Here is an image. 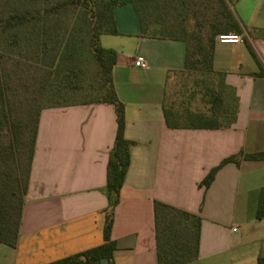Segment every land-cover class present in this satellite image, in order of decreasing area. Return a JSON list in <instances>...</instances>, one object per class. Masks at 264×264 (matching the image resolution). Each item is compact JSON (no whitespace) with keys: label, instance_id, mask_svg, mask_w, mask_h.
Returning <instances> with one entry per match:
<instances>
[{"label":"crops","instance_id":"0c3cea01","mask_svg":"<svg viewBox=\"0 0 264 264\" xmlns=\"http://www.w3.org/2000/svg\"><path fill=\"white\" fill-rule=\"evenodd\" d=\"M229 5L238 29L226 33L242 41L215 37L211 79L236 111L225 127L185 126L168 110L185 81L186 43L160 36L158 23L142 30L132 0L114 8L117 34L99 37L116 54L111 83L132 143L111 229L115 264H158L155 202L200 219L190 264H256L264 255V217L256 218L264 160L227 162L201 185L224 158L264 151V77L255 76L264 72V0ZM138 59L147 66H136ZM190 103L205 106L200 95ZM116 129L108 101L40 110L15 245L0 243V264H49L103 242Z\"/></svg>","mask_w":264,"mask_h":264},{"label":"trees","instance_id":"16d2710c","mask_svg":"<svg viewBox=\"0 0 264 264\" xmlns=\"http://www.w3.org/2000/svg\"><path fill=\"white\" fill-rule=\"evenodd\" d=\"M147 1L148 0H132V4L139 15L142 30H145L146 25L144 9L146 8ZM210 1H216L218 6L216 10L211 9L212 7L209 5ZM118 4L119 0H58L51 4L46 2L40 5H30L22 11H11L4 17L0 16V35L1 33L14 30V28H24L26 31L29 30V33L35 35V39L32 38V41L34 40L33 42H35L36 48L33 49H35L34 51L37 54L41 52H43V54L53 52L51 62L48 65L53 68L61 60L69 58L67 57L68 55L72 57V51H70V49L68 52L64 51V53L59 51L62 45L61 43L63 42V37L60 38V33H65L68 26L65 19L68 17L70 10H84V22L87 26L86 35L89 36L87 45L90 47V52L95 62L101 69L104 78L103 85L106 90L105 95L101 96L99 101L104 100L112 103L116 112L117 129L106 168L105 191L109 202L108 207L105 209L103 242L96 247L49 264H99L102 259H105L108 264H115L113 252L116 249V242L111 237V229L114 208L118 203L120 188L129 165V148L132 143L124 138L123 106L116 99L111 83L110 72L115 63L116 54L111 49L102 48L99 44V37L104 34H117L114 20V8ZM200 4L199 8L193 9L194 7H192V11L190 9V11L193 12L191 14L192 23L190 27L183 29L179 35H165L162 33L160 36L178 38L186 43V61L182 75L192 72L197 73V78L193 82V90H196L194 92L200 95V100L202 103H205V106L201 109L195 106L193 109L185 107L181 110L178 106L180 102L176 104V99L170 104L168 110L173 109L177 117L181 120V123L185 126L220 128L231 125L235 119L236 111L234 106L229 102L227 103L222 97L223 91H221V83H215L211 80L214 75L212 60L215 37L220 33L237 30L238 25L227 1L202 0ZM198 10L200 11L199 14L194 13ZM209 10L213 11L208 13L207 11ZM209 14H211L210 17L208 16ZM15 32L12 33L13 40L17 36V32ZM69 35L71 39L72 34ZM70 39L66 41L65 47L73 43L70 42ZM66 53H68V55H66ZM255 76L264 77V72H258ZM66 93L67 95L65 97H71L75 92L67 91ZM194 95L197 96L193 93L192 96L189 97L188 103L191 102V99H194ZM62 104H64V102H62ZM0 112L1 136L3 132L8 131L7 125L9 123L4 92L2 90H0ZM35 135L36 129L29 150L28 170L23 197L28 184ZM10 144V141H0V155L6 152V149H11ZM241 160H264V151L254 153L239 151L237 154L224 158L221 163L213 168L202 180L201 185L208 186L213 180L216 171L225 163L234 162L235 164H239ZM22 202L23 198L19 203L15 225H10L8 218L11 215V208L6 193L0 189V243H4L11 247L15 245ZM154 209L158 264H190L197 257L200 219L195 215L160 202H155ZM170 215L171 217H169ZM172 217L177 220H173ZM263 217L264 187L260 189L256 210V218L261 219ZM256 264H264V255L258 256Z\"/></svg>","mask_w":264,"mask_h":264},{"label":"rangeland","instance_id":"374dc122","mask_svg":"<svg viewBox=\"0 0 264 264\" xmlns=\"http://www.w3.org/2000/svg\"><path fill=\"white\" fill-rule=\"evenodd\" d=\"M55 1L58 0H0V16L4 17L11 11H22L30 5H40L46 2L51 4ZM201 1L148 0L144 9L145 24L158 23L163 29V34L179 35L183 29L190 27L192 7L193 9L199 8ZM225 1L230 4L232 0ZM209 5L213 10L218 7L216 1H210ZM213 10L207 12L211 13ZM199 12L198 10L194 13L199 14ZM65 21L68 25L67 31L60 33L63 42L59 51L64 53L70 49L72 57L66 53L69 58L61 60L53 68L48 66L53 52L37 54L33 49L36 48L35 42L32 41L35 35L29 33V30L14 28L0 35V90L4 92L9 117L8 131L1 134L0 141L11 143V149H6V152L0 155V189L7 195L11 208L8 220L13 226L20 200L23 198L29 150L40 110L44 107L62 104V102L65 104L99 100L105 95L101 69L87 45L89 36L86 35L85 11L70 10ZM15 31L17 36L15 37L14 34L13 40L12 33ZM69 34H72L71 39ZM69 39L73 43L65 47ZM184 75L185 81L177 89L176 104L180 102L178 106L181 110L185 107L193 109L195 106L188 103V100L193 93L197 95V92H194L196 90H193V82L197 78V73ZM67 91L75 92L76 95L65 97ZM172 219L177 220L174 217Z\"/></svg>","mask_w":264,"mask_h":264},{"label":"built area","instance_id":"2783aa9c","mask_svg":"<svg viewBox=\"0 0 264 264\" xmlns=\"http://www.w3.org/2000/svg\"><path fill=\"white\" fill-rule=\"evenodd\" d=\"M217 39H219V40H229V41H242L241 40V38L238 36V35H236V34H226V33H222V34H219L218 36H217ZM135 65L136 66H139V67H146L147 65H146V63L143 61V60H141V59H138V60H136L135 61Z\"/></svg>","mask_w":264,"mask_h":264}]
</instances>
